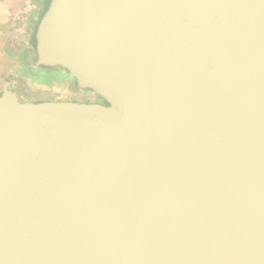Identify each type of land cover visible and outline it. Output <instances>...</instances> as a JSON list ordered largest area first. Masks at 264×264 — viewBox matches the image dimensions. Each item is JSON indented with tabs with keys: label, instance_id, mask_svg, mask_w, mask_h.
I'll return each instance as SVG.
<instances>
[{
	"label": "water",
	"instance_id": "obj_1",
	"mask_svg": "<svg viewBox=\"0 0 264 264\" xmlns=\"http://www.w3.org/2000/svg\"><path fill=\"white\" fill-rule=\"evenodd\" d=\"M30 64L106 104L0 94V264H264V0H50Z\"/></svg>",
	"mask_w": 264,
	"mask_h": 264
},
{
	"label": "flooded vegetation",
	"instance_id": "obj_2",
	"mask_svg": "<svg viewBox=\"0 0 264 264\" xmlns=\"http://www.w3.org/2000/svg\"><path fill=\"white\" fill-rule=\"evenodd\" d=\"M18 0H0V36L6 35V30L12 31L16 27H10L11 18L2 20V6L4 12L11 15L12 11L17 7ZM23 10L21 16L16 18L15 22L21 27V35L23 39L19 42L6 39L0 42V70H5L4 79L1 80L3 89V82L9 81V89L14 91V87L19 84L18 78H21L23 65L30 64L36 59V39L35 32L39 20L46 10L50 0H21ZM9 28V29H7ZM1 89V92H2ZM0 92V94H1ZM19 98L18 94L16 93ZM20 100V98H19ZM25 101V100H24ZM93 102L106 104V101L100 97H95Z\"/></svg>",
	"mask_w": 264,
	"mask_h": 264
},
{
	"label": "rangeland",
	"instance_id": "obj_3",
	"mask_svg": "<svg viewBox=\"0 0 264 264\" xmlns=\"http://www.w3.org/2000/svg\"><path fill=\"white\" fill-rule=\"evenodd\" d=\"M21 0H18L17 7L12 11L11 15L4 12L2 6V20L11 18L10 27H16V29L9 31L6 30V35L0 36L1 45L6 39L13 40L14 42H19L23 39L21 35V27L15 22L16 18L21 16V10H23ZM9 29V28H7ZM51 67V66H48ZM5 70H0V92L2 89L1 80L4 79ZM22 98L21 100L29 101H42V100H71L78 102H93L95 97L98 95L88 88H79L77 84L71 81H63L60 83H54L52 86L33 84L26 81L21 84Z\"/></svg>",
	"mask_w": 264,
	"mask_h": 264
},
{
	"label": "trees",
	"instance_id": "obj_4",
	"mask_svg": "<svg viewBox=\"0 0 264 264\" xmlns=\"http://www.w3.org/2000/svg\"><path fill=\"white\" fill-rule=\"evenodd\" d=\"M30 64L23 65L21 71L22 76L21 78L17 79L19 84L14 87V90L18 94L19 98H22L23 95L21 91V84L26 81H29L33 84L47 86H52L54 83H60L63 81H71L76 84L75 79L70 78L67 74V71L62 67L40 66L37 69H33ZM20 101L24 100L20 99Z\"/></svg>",
	"mask_w": 264,
	"mask_h": 264
}]
</instances>
